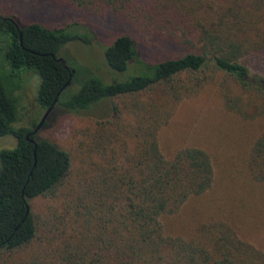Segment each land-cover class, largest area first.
Masks as SVG:
<instances>
[{
  "label": "trees",
  "instance_id": "trees-1",
  "mask_svg": "<svg viewBox=\"0 0 264 264\" xmlns=\"http://www.w3.org/2000/svg\"><path fill=\"white\" fill-rule=\"evenodd\" d=\"M51 1L110 13L126 30L100 43L95 68L83 70L64 47L89 44L90 27L0 12V136L14 138L0 149V264H264L242 208L264 200V133L247 132L264 118V76L248 67L252 57L264 64V0ZM29 74L39 116L14 126ZM204 87L246 142L227 166L196 144L160 147L178 103ZM106 101L108 113L93 116L74 147L38 133L46 119L33 132L50 105L47 117ZM219 166L238 171V194L200 201ZM189 201V224L167 231L162 217Z\"/></svg>",
  "mask_w": 264,
  "mask_h": 264
},
{
  "label": "rangeland",
  "instance_id": "rangeland-1",
  "mask_svg": "<svg viewBox=\"0 0 264 264\" xmlns=\"http://www.w3.org/2000/svg\"><path fill=\"white\" fill-rule=\"evenodd\" d=\"M0 12L16 15L21 22L36 21L47 27L61 26L67 23H77L90 27L94 39L87 45L82 40H74L67 43L64 52L69 53L72 61L84 70L95 68L97 58L101 57L100 43H105L114 34L124 32L126 26L119 24L110 13L101 16L88 15L83 11H75L66 8H59L51 0H0ZM82 31V30H79ZM89 52L90 54L88 55ZM87 53V55H86ZM143 51L139 56L142 57ZM264 58V55H262ZM80 59H83L80 60ZM86 57V58H85ZM262 59V58H261ZM74 60V61H73ZM84 60L86 62H84ZM264 60V59H262ZM249 68L264 76V64L252 57L249 60ZM99 69V67H98ZM82 76V75H81ZM37 77L29 74L22 88L23 94L20 99L18 120L14 126L26 125L32 116L38 118L37 107L34 101ZM109 111L108 101L101 105L91 107L78 115L59 113L55 111L49 117H45L46 125L39 129L38 133L47 138L53 139L65 146H75L76 140L82 138L81 129L89 126L93 116H103ZM228 115L220 108L218 100L214 98V89L204 87L196 95L181 99L176 106L173 115L162 128L160 147L164 153H169L183 143L199 145L210 151L212 157L216 156L217 161L227 166L230 160H235L242 154L246 147L245 139L241 136L236 125H228ZM258 122V121H257ZM264 118L258 125L251 127V131L264 133ZM229 136V137H228ZM14 138L10 135L0 136V149L11 147ZM231 165H233L231 163ZM231 168L232 170H229ZM224 166L215 167V183L210 191L204 194L199 200L203 201L208 197L225 198V189L232 191L236 187L234 177L235 168ZM238 172V171H236ZM237 187L234 195L237 193ZM229 200L225 198L224 202ZM250 203V204H247ZM247 219L243 227L246 239L254 246L264 252V200L257 204L254 197H250L242 204ZM43 201L36 199L35 208H41ZM193 201L185 203L177 213L162 217L165 229L175 233L181 231L189 224V213L192 210Z\"/></svg>",
  "mask_w": 264,
  "mask_h": 264
},
{
  "label": "water",
  "instance_id": "water-1",
  "mask_svg": "<svg viewBox=\"0 0 264 264\" xmlns=\"http://www.w3.org/2000/svg\"><path fill=\"white\" fill-rule=\"evenodd\" d=\"M57 59L61 62V64H62L64 67L66 66L65 63H64V61H63V59H61L60 57H58ZM50 108H51V105L45 109V111H44L43 114L41 115L39 121L36 123L35 127L33 128V132H36V131L38 130V128L40 127L41 123H42L43 120L45 119L47 113L49 112Z\"/></svg>",
  "mask_w": 264,
  "mask_h": 264
}]
</instances>
